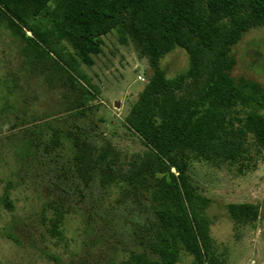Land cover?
<instances>
[{"label":"trees","instance_id":"16d2710c","mask_svg":"<svg viewBox=\"0 0 264 264\" xmlns=\"http://www.w3.org/2000/svg\"><path fill=\"white\" fill-rule=\"evenodd\" d=\"M261 28L264 0H0V34L21 43L32 75L67 91L74 119L86 117L98 94L79 68L95 65L106 37L116 33L148 61L152 75L124 123L142 153L124 161L111 143L98 147L81 130L46 140L43 130H28L24 143L39 158L70 146L71 179L114 189L138 208L137 249L119 264H180L183 255L192 264H224L211 235V201L194 185L191 167L237 165L251 142L264 151V87L232 75L234 49ZM178 49L188 55V70L170 79L162 62ZM14 208L10 191H0V216ZM227 210L237 225L259 218L254 205ZM63 223L58 212L54 237H62Z\"/></svg>","mask_w":264,"mask_h":264},{"label":"rangeland","instance_id":"374dc122","mask_svg":"<svg viewBox=\"0 0 264 264\" xmlns=\"http://www.w3.org/2000/svg\"><path fill=\"white\" fill-rule=\"evenodd\" d=\"M20 50L21 43L1 29L0 191H10L15 208L3 209L0 216V264H119L137 249L138 208L114 189L71 179L70 146L56 150L58 156L39 158L29 155L24 143L28 130H43L45 140L55 132L63 137L81 130L90 131L98 147L111 143L124 161L142 153L143 145L124 123L152 75L148 61L132 43L120 44L116 33L106 37L95 65L79 68L98 94L86 117L74 119L68 113L67 91L53 90L44 77L32 75ZM234 54L232 75L264 87V28L248 34ZM188 66V55L181 49L162 62L170 79ZM191 176L200 194L211 201L207 213L221 261L264 264V151L251 142L241 163L194 162ZM242 204L259 209L252 225L230 219L228 206ZM58 212L64 217L61 238L51 232ZM192 263V257L182 256L180 264Z\"/></svg>","mask_w":264,"mask_h":264},{"label":"built area","instance_id":"2783aa9c","mask_svg":"<svg viewBox=\"0 0 264 264\" xmlns=\"http://www.w3.org/2000/svg\"><path fill=\"white\" fill-rule=\"evenodd\" d=\"M139 80H141V81H142V77H140V78H139Z\"/></svg>","mask_w":264,"mask_h":264}]
</instances>
